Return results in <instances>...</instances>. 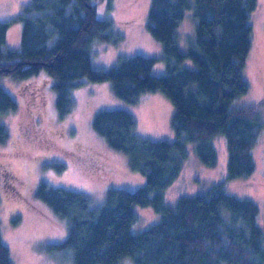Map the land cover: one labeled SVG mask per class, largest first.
Segmentation results:
<instances>
[{
  "label": "trees",
  "instance_id": "trees-1",
  "mask_svg": "<svg viewBox=\"0 0 264 264\" xmlns=\"http://www.w3.org/2000/svg\"><path fill=\"white\" fill-rule=\"evenodd\" d=\"M105 1L110 8L113 0H32L14 20L23 25L20 51L5 48L12 22H0V71L9 69L8 75L26 80L45 67L56 80L60 117L71 112L72 90L83 79L111 82L116 96L130 104H137L143 94L161 92L175 108L173 143L138 136L136 119L125 109L94 116V130L112 149L128 155L131 169L145 177L136 191L111 189L104 204L91 209L81 192L45 182L37 185L35 195L66 220L64 246L72 250L74 263L120 264L131 258L134 264H264L260 208L230 194L226 183L215 184L202 195L182 196L174 207L164 202L188 157L186 142H195L200 161L214 167L218 155L212 139L224 136L228 180L256 171L253 152L264 123L252 109H232V104L249 91L243 71L257 0H152L148 29L164 47L167 73L162 76L153 74L158 58L143 55L122 57L110 70L93 67V43L121 39L112 37L109 20L97 17V5ZM190 9L198 21L196 46L183 53L176 31ZM186 61L195 69L182 67ZM17 109L0 86V116ZM8 140L9 132L0 122V143ZM135 206L151 207L161 219L134 233ZM0 264H12L1 234Z\"/></svg>",
  "mask_w": 264,
  "mask_h": 264
},
{
  "label": "rangeland",
  "instance_id": "rangeland-1",
  "mask_svg": "<svg viewBox=\"0 0 264 264\" xmlns=\"http://www.w3.org/2000/svg\"><path fill=\"white\" fill-rule=\"evenodd\" d=\"M31 2L0 0V22H12L7 50H21L23 25L14 20ZM151 2L113 0L110 8L107 1L98 3V19L109 20L112 37L121 39L93 43L91 59L95 69L110 70L122 57L143 55L158 58L154 75L167 73L163 44L148 29ZM250 23L252 46L243 71L249 91L234 101L232 109L250 108L264 123V0H257ZM197 24L194 10L186 11L176 31L177 44L183 53L196 46ZM182 67L195 69L191 61ZM8 70L1 69L0 86L16 101L18 109L0 116L9 132V140L0 143L2 241L9 248L12 264H75L72 250L64 246L68 237L66 220L35 195L37 185L45 182L81 192L89 198L91 209L101 207L111 189L136 191L145 184V177L131 169L128 155L112 149L94 130V116L101 111L125 109L136 119L138 136L173 143L177 140L172 124L174 105L161 92L143 94L137 104H130L116 96L111 82L83 79L81 86L72 90L71 112L60 117L54 90L56 80L45 67L26 80L8 75ZM212 144L218 162L208 167L196 155V143L186 142L188 157L179 178L165 192L166 206L174 207L182 196L202 195L213 185L226 183L230 194L250 199L259 206L258 221L264 231V129L253 152L256 171L246 178L228 180L227 140L217 136ZM62 165L64 168L60 170ZM134 211L138 216L132 226L134 233L161 219L151 207L135 206ZM120 264L134 262L125 258Z\"/></svg>",
  "mask_w": 264,
  "mask_h": 264
}]
</instances>
